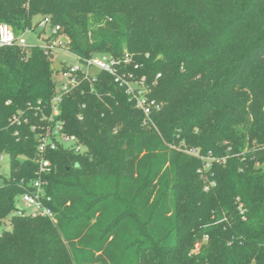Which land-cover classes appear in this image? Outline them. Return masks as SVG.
Listing matches in <instances>:
<instances>
[{
	"label": "trees",
	"instance_id": "trees-1",
	"mask_svg": "<svg viewBox=\"0 0 264 264\" xmlns=\"http://www.w3.org/2000/svg\"><path fill=\"white\" fill-rule=\"evenodd\" d=\"M46 17L75 55L128 52L137 75L161 74L163 108L155 129L112 75L84 82L61 118L86 151L46 154L56 221L13 215L38 167L30 106L56 93V60L0 48V264H264V0H0L17 34ZM20 112L28 123L10 125Z\"/></svg>",
	"mask_w": 264,
	"mask_h": 264
},
{
	"label": "built area",
	"instance_id": "built-area-1",
	"mask_svg": "<svg viewBox=\"0 0 264 264\" xmlns=\"http://www.w3.org/2000/svg\"><path fill=\"white\" fill-rule=\"evenodd\" d=\"M49 17L42 19L39 23L40 29H50L49 34L55 35L51 43L45 41L42 46H38L41 49L49 51L63 49L70 52L66 48V42L61 39L62 34H58L60 25L53 28L51 27ZM31 29H26L23 33L17 34L11 25L5 23L0 24V48L6 47H19L23 50L29 49L34 45H30L27 41L26 35ZM71 53V52H70ZM73 54V53H72ZM80 63L77 65H67L65 62L60 61V68L55 70V76L61 78L60 85H56V93L50 100L49 104L41 107L30 106L31 109H35V115L39 116L40 126L32 125L33 131H38L37 136V172L36 178L32 179L28 184V191L20 196L25 207L17 206L18 215H33L42 216L56 221L55 213L50 207L52 202V196L47 191L49 182L47 175L52 169L51 160L46 158V154L51 150L65 148L74 151L77 154L86 151L84 143L75 135L71 134L67 130L66 122L62 116V103L65 98L71 94L83 90L82 85L84 82H89L93 85V82L98 78L99 72L103 71L112 75L116 85L123 89L134 105L143 112L144 125H149L157 129L155 122H153L152 114L162 110V103L151 97L153 86L161 78V74H158L153 82H149L146 76H140L136 74V70L139 69L138 64L133 63V56L128 52L123 57H116L113 54H94L92 58H82L78 55ZM58 62V61H55ZM132 67V69H130ZM54 76V77H55ZM82 115H79L81 119ZM29 117L25 112L19 114H13L9 119V123L21 125L22 123H28ZM190 152H197L195 149L189 150ZM198 155V154H197ZM5 153H0V165L5 163Z\"/></svg>",
	"mask_w": 264,
	"mask_h": 264
},
{
	"label": "rangeland",
	"instance_id": "rangeland-1",
	"mask_svg": "<svg viewBox=\"0 0 264 264\" xmlns=\"http://www.w3.org/2000/svg\"><path fill=\"white\" fill-rule=\"evenodd\" d=\"M50 33V29L47 28L46 30L43 29H36L35 31L32 30L30 32L27 33L26 38L27 41L30 45H34V46H42L45 41L43 39V37H45L46 35H48ZM61 37V39H64V36L61 35L59 36ZM53 57L55 58L56 61L60 62H65V64L67 65H77L80 63L78 57H75L72 53L67 52L63 49L60 50H54L53 51ZM54 80L56 81V85L59 86L60 82H61V78L59 76H55ZM189 154L193 155V156H200L198 151L197 152H190ZM198 154V155H197ZM203 160H205V158H202ZM5 163L0 165V184L3 183L4 177H8L10 174V160H9V156H5ZM207 161H210V159H206ZM16 206L19 207H25L24 203L22 201V199L20 197H17L16 199ZM17 214V210L13 213ZM7 228L11 229V227L9 225H7ZM2 231V228L0 226V232Z\"/></svg>",
	"mask_w": 264,
	"mask_h": 264
},
{
	"label": "water",
	"instance_id": "water-1",
	"mask_svg": "<svg viewBox=\"0 0 264 264\" xmlns=\"http://www.w3.org/2000/svg\"><path fill=\"white\" fill-rule=\"evenodd\" d=\"M60 65H61V63H59V62H54L53 64H52V70H57L58 68H60Z\"/></svg>",
	"mask_w": 264,
	"mask_h": 264
}]
</instances>
